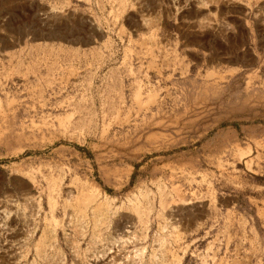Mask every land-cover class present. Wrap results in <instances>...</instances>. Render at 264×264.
I'll return each mask as SVG.
<instances>
[{"label": "rangeland", "instance_id": "374dc122", "mask_svg": "<svg viewBox=\"0 0 264 264\" xmlns=\"http://www.w3.org/2000/svg\"><path fill=\"white\" fill-rule=\"evenodd\" d=\"M0 128V264H264V0H0Z\"/></svg>", "mask_w": 264, "mask_h": 264}, {"label": "crops", "instance_id": "0c3cea01", "mask_svg": "<svg viewBox=\"0 0 264 264\" xmlns=\"http://www.w3.org/2000/svg\"><path fill=\"white\" fill-rule=\"evenodd\" d=\"M224 42V41H223ZM194 48H197V49H199V50H202L204 53H207L209 50V48L208 47H206V46H204V45H200V46H196V47H194ZM214 50L215 49H219V46H218V43L217 42H215V47L213 48ZM225 54H228V55H230V54H232V52L230 51V50H228V48H227V50H226V52H224ZM237 65V64H236ZM245 66H246V63L244 64ZM243 65V66H244Z\"/></svg>", "mask_w": 264, "mask_h": 264}, {"label": "bare ground", "instance_id": "6f19581e", "mask_svg": "<svg viewBox=\"0 0 264 264\" xmlns=\"http://www.w3.org/2000/svg\"><path fill=\"white\" fill-rule=\"evenodd\" d=\"M1 129V128H0Z\"/></svg>", "mask_w": 264, "mask_h": 264}]
</instances>
